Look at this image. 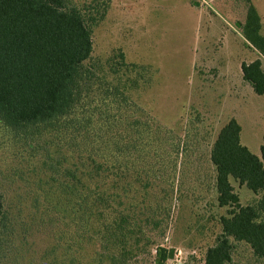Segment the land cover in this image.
Instances as JSON below:
<instances>
[{
  "label": "rangeland",
  "instance_id": "1",
  "mask_svg": "<svg viewBox=\"0 0 264 264\" xmlns=\"http://www.w3.org/2000/svg\"><path fill=\"white\" fill-rule=\"evenodd\" d=\"M67 1L83 12L85 23L32 0L5 2L12 31L6 33V25H0V61L10 57L11 65L5 71L0 64V83H8L7 95L0 87V105L17 101L16 110L28 113L48 105L70 60L90 57V63L109 65L122 54L127 64L145 67L151 83L133 100L167 136L185 138L188 150L180 155L170 178L166 168L161 180H153L151 202L163 199L167 216L159 229L146 230L150 244L133 264H158L159 248L168 255L164 264H205L207 249L221 234L220 218L231 209L216 203L211 146L231 119L241 127V144L253 154L260 156L264 145V95H257L241 73L243 63L260 55L245 41L239 26L249 1L264 36V0ZM3 40L7 51H1ZM43 40L45 48L39 52ZM66 153L69 164L63 167L71 168L73 160ZM41 161L35 143L14 140L0 124V193L7 215L16 221L13 235L1 246L0 264H70L71 257L75 264H101L96 245L75 249L71 255L64 235L58 237L60 231L67 232L63 225L40 226L41 215L32 199L38 192L36 182L43 177ZM172 180L173 187L168 184ZM231 185L242 206L264 195L233 180ZM230 242L228 264H264L244 242L233 238Z\"/></svg>",
  "mask_w": 264,
  "mask_h": 264
},
{
  "label": "trees",
  "instance_id": "2",
  "mask_svg": "<svg viewBox=\"0 0 264 264\" xmlns=\"http://www.w3.org/2000/svg\"><path fill=\"white\" fill-rule=\"evenodd\" d=\"M32 1L84 22L83 12L67 0ZM5 2L7 5L8 0H0V25H6L7 33L12 31L8 27L12 16L7 14ZM248 3L245 21L239 26L245 41L260 58L243 63L241 73L257 95H264V36L260 33V17ZM2 43L1 51H7L5 41ZM45 43H40L39 52ZM8 58L0 61L5 71L11 65ZM89 61L90 57L69 61L48 105L29 113L17 111V101L0 105V124L14 140L29 146L35 143V153L42 158L43 177L36 182L38 192L32 199L33 208L41 215L40 226L63 225L67 232L60 231L58 237L62 239L64 235L71 255L75 249L96 245L101 264H133L136 255L150 244L146 230L159 229L167 216L163 199L151 202L153 180H161L166 168L170 170L169 178L175 173L188 143L177 135L167 136L133 100L135 93L151 83L145 67L127 64L122 54L109 65ZM3 74L1 78L6 77ZM2 83L1 91L5 93L7 80ZM26 114L32 116H22ZM240 133L238 122L229 120L218 132L209 153L216 203L231 209L220 218L221 234L207 249L205 264L231 262L230 238L244 242L257 259H264V195L242 206L231 185L233 180L253 194L264 192V145L257 156L241 144ZM66 152L73 160L71 168L63 167L69 164ZM173 180L165 184L173 187ZM6 210L0 193V249L8 243L16 224ZM71 258L70 264H75V258ZM167 259V253L159 248L158 264Z\"/></svg>",
  "mask_w": 264,
  "mask_h": 264
}]
</instances>
